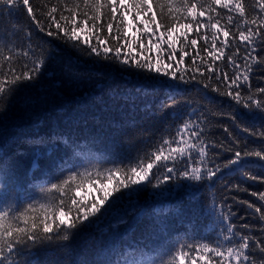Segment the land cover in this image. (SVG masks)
Listing matches in <instances>:
<instances>
[{
	"label": "trees",
	"instance_id": "obj_1",
	"mask_svg": "<svg viewBox=\"0 0 264 264\" xmlns=\"http://www.w3.org/2000/svg\"><path fill=\"white\" fill-rule=\"evenodd\" d=\"M129 2L130 0H124L125 6ZM30 3L34 9L39 8L37 21H43L44 32L39 30L36 22L28 17L24 9L9 13L7 6L0 5L2 12L0 29L11 37L15 45L14 51L20 53L14 65L16 71L19 73L25 70L22 65L30 64L34 58L31 54L29 57L23 56V52L29 47L45 61L35 80L27 82V87L21 85L11 97L9 104L0 103V163L10 165L19 178L14 194L18 203L25 206L29 202L44 203L46 198L42 189L50 188L52 183H59L65 179L69 175V170L84 172L87 169L92 174L91 179H84L78 192L74 188L69 195L77 201L95 198L100 195V185L106 183L97 173H103L105 169L117 164L121 167L135 164L138 157L155 151L162 140L176 137L177 128L185 120L200 123V127L204 129L206 144L223 147H216L208 153L210 157L208 167L215 168L217 165L221 167V171L211 180L182 181V185H176L171 191L154 190L149 185L132 196L131 200H125L119 205L99 227L81 228L71 234L68 241L58 239V234L54 233L51 241H44L36 246L30 245L25 255L16 258L19 264H77V262L99 264L105 260L114 264L115 261L123 259L118 253L127 249L129 244L135 246L137 241L143 242L149 236L151 237L149 243L157 241L164 245L174 244L176 249L185 244L198 247L200 243H208L215 246L214 241L218 237L230 235L225 231L229 224L237 236H251L264 245V240L261 239L264 237V232H261L264 221L259 219L260 214L255 213L254 208L248 207V204H254L256 207L264 204V201L258 199L259 194L264 192V183L241 176V171L249 172L250 175H264L262 162L251 157L247 166L239 171L231 165L225 167L234 155V151L228 149H236L234 141L237 139L241 141L242 146L246 144L249 151L261 150L260 138L249 134L260 129L261 124L259 121H252L242 106L237 105L227 95H223V88L221 92H214L211 89L205 90L203 84L199 83L202 78L196 71L197 67H204L202 59H207L211 63V58L202 51L205 47L204 42L199 41L196 48L185 47L189 55L179 67L187 69L189 74L195 73L197 80L188 84L181 83L176 89L178 93L176 99L180 101L176 108L161 111L156 104L146 108L147 101L138 98L134 88L140 85L151 88L155 83L153 79L155 73L145 76L135 68H129L114 59L105 60L95 55L89 56L86 48L78 51L70 43L48 36V19L41 13H47L59 3L57 20L61 11L67 17L70 15L68 8L74 6L73 0H30ZM76 3L80 7L77 8V15L74 18L79 27H84L87 18L80 14L85 10L83 0H76ZM242 3L248 20L260 16L258 6L252 7L258 5V0H242ZM120 11L124 12L125 24H121L119 29L116 20L110 21L102 16L100 21H96L97 24L103 25L99 31L100 39H107L111 46V36L106 27L107 23L111 22L114 35H121V30L127 34L121 36V43L133 41V47H137L138 53L140 52L138 46L142 44L144 51L141 58L151 56L155 63L159 57L162 65L166 66L168 53L162 54L152 45L167 40L169 34L167 27L162 26L157 30L153 24L155 32L153 35L146 33L144 24L140 22L155 13L158 22L162 25L166 23L161 19L155 4L147 16L141 13L139 18L135 11H130L127 7ZM120 11L116 13L117 17L120 16ZM163 11L168 13L170 10L165 8ZM217 11L224 17L222 25L227 23V15H233L236 20L234 12L219 7ZM91 15L92 12L89 11L88 16ZM172 22L179 27L180 23L190 21ZM239 22L236 20V23ZM61 23L70 26V21ZM87 27L91 28L92 23L89 22ZM141 29L144 33L139 31ZM13 30L14 36L11 35ZM51 30L55 31L54 25ZM239 30L246 31V28ZM232 31L238 35L235 24ZM93 32H96L95 28ZM161 33H164L163 37ZM205 33L211 38L207 29L202 30L201 34ZM27 34L31 35L30 40ZM81 35L83 36V33ZM189 37L198 39L194 34H189ZM173 40V47L177 49L174 61H178L181 55L179 48L182 45L175 37ZM237 46L240 47V53L234 58L243 66L245 49L242 45ZM165 47L166 44H161V48ZM256 48L254 55L258 59H264L261 46L257 44ZM209 50L212 49L209 47ZM197 51H200V56H197L196 63L192 64L191 57L195 56ZM224 51L225 58L216 64L231 75L233 69L228 66L226 57L235 52V47ZM5 55L11 53L5 49ZM3 67L7 73V63ZM175 67L176 64L173 63V68ZM252 73L250 80L252 88L264 87V79H261L264 77V64H254ZM10 78V74L0 77ZM203 79L207 82L206 78ZM162 95L161 92V95L155 98L157 103ZM193 110L196 114L189 117L188 113ZM233 115L237 117L235 123L231 118ZM225 127L231 135L224 131ZM244 128H248L249 132H245ZM66 140L69 141L67 145L64 143ZM167 154L166 148L165 155ZM35 155L41 157L39 161L41 168L33 172L31 160ZM193 159L198 160L199 157L193 154ZM175 167L178 171H183L187 165L178 162ZM176 179L178 177H174L173 184ZM80 180L78 176L74 183H80ZM253 192L257 195L253 196ZM192 193H195L194 199L189 196ZM51 194L56 196L59 202L61 194L55 191ZM245 201L247 203H242ZM68 204L70 205L71 201H68ZM229 210L234 214L233 218L220 224L218 215L226 214ZM64 212L68 214L67 207ZM261 212L264 213V208ZM48 215L52 217L51 210ZM58 216L57 212L53 218ZM231 246L234 245L225 244L224 248ZM139 247H142V244ZM109 250H112L111 255L108 254ZM130 251L132 250L129 249ZM183 251L187 252L188 249L185 248ZM190 255L192 259H196L195 252ZM164 259H167V256ZM185 259L187 260V257ZM251 259L253 264H264V256H261L258 250ZM197 264L202 262L197 260ZM215 264H219V258Z\"/></svg>",
	"mask_w": 264,
	"mask_h": 264
},
{
	"label": "snow or ice",
	"instance_id": "obj_2",
	"mask_svg": "<svg viewBox=\"0 0 264 264\" xmlns=\"http://www.w3.org/2000/svg\"><path fill=\"white\" fill-rule=\"evenodd\" d=\"M153 4L160 12L161 19L166 23L162 25L158 22L155 13L146 20H140V22L144 24L146 33L153 35H155L153 24L157 30L162 26L167 27L169 33L167 40H161L160 44L152 45V47L159 49L162 54L168 53L166 66L162 65L159 57L155 63H153L151 56L141 58L144 51L142 44L138 46L140 48L138 53L137 47H133V41L121 43V36L127 34L122 33L121 30V35H114L113 23L111 22L106 25L111 36V46L107 39H100L99 31L103 25L97 24L96 21H100L102 16L110 21L116 20L119 29L121 24H125L124 12L120 11L122 8L127 7L130 11H135L137 18H139L141 13L147 16L148 12L152 10ZM0 5L7 6L9 13L20 8L24 9L28 17L36 22L39 30L41 32L45 31L43 21H37L39 8L34 9L30 0H0ZM73 5V7L68 8L70 15L66 17L61 11L58 20L56 12L60 7L59 3L50 8L47 13H41L42 16H46L48 19L47 28L49 30L47 35L60 39L65 43H70L78 51L86 48L89 56L95 55L97 58L105 60L114 59L129 68H135L145 76L155 73L156 76L153 77L155 83L151 88L144 85L134 88L138 98L147 101L146 108H150L153 104H156L161 111L176 108L180 103L176 99L178 95L176 89L179 88L181 83L188 84L197 80L195 73L189 74L187 69L179 67L180 63L189 55L185 51V47L196 48L198 42L203 41L205 47L202 51L206 53L207 57L211 58V63L207 59H202L204 67H197L196 71L200 73L202 78L199 83L203 84L205 90L211 89L214 92H221L223 88V95H227L237 105L242 106L252 121H259L261 124L260 129L249 133L253 137L260 138L261 150L249 151L247 145L242 146L241 141L237 139L234 141L236 149H228V151H234V155L228 160L225 167L231 165L239 171L247 166L249 158L255 157L259 162H262L261 168H264V130H261L264 129V87L253 89L250 83L253 75L252 66L254 64H264V59H258L254 55L257 51V44L261 46V51H264V0H258V5H252L253 8L258 6L260 16H254L251 20L246 18V10L242 0H130L126 6L124 0H83L85 10H82L80 14L87 18L84 21V27H79L74 18L80 5L76 3V0H73ZM218 7L228 12H234L236 20L240 22L236 23L233 15H227V23L222 25L221 21L224 17L217 11ZM165 8L170 11L165 13L163 11ZM89 11L92 12L91 16H88ZM118 11H120L119 17L116 15ZM0 15H2V12H0ZM173 20H188L190 22L180 23L177 27L172 22ZM61 21H70V26L62 24ZM89 22L92 23L91 28L87 27ZM234 24L238 30V35L235 31H232ZM53 25L55 31L51 30ZM93 28L96 29V32H93ZM241 28H246V31L239 30ZM205 29L210 32L211 38L207 33L201 34L202 30ZM139 31L144 33L143 29ZM189 34H194L198 39L190 38ZM11 35H15V30ZM160 35L163 37L164 33ZM173 37H175V40L180 41L182 45L179 48L181 55L178 61H174L177 49L173 47ZM27 38L30 40L31 35L27 34ZM161 44H166L167 47L161 48ZM237 45H242L245 49L243 66L238 64L234 58L240 53V47ZM14 46L11 37L0 29V77L11 75L10 79H0V103L5 105L10 103L11 97L21 85L27 87V82L36 79L45 64L44 59L37 56L29 47L23 52V56L29 57L31 54V57L34 58L31 59L30 64H23L22 68L25 70L18 73L14 65L16 57L20 53L14 51ZM209 47L212 50H209ZM232 47H235V52L226 57L228 66L233 69L230 75L216 62L225 58L226 52L224 49H231ZM5 49L11 55L6 56ZM134 53L136 55H133ZM197 56H200V51H197L196 55L191 57L192 64L196 63ZM5 63L8 65L7 73L3 67ZM173 63L176 64L175 68H173ZM190 67L191 65H189ZM203 78H206L207 82ZM261 79H264V77H261ZM170 81L178 83H170ZM161 92L163 95L157 103L155 98L161 95ZM195 114V110L188 113L189 117ZM231 118L235 123L237 117L233 115ZM243 130L249 132L248 128ZM224 131L231 135L227 127L224 128ZM68 142L66 140L65 145ZM172 145H175V147H172ZM216 147L223 146L206 144L204 129L200 127V123L185 120L177 128L176 137L170 140H162L161 145L155 151L146 153L143 157H138L135 164L123 167L117 164L112 168L105 169L103 173H97L106 181V183L100 185L99 196L77 201L69 195L74 188L78 192L85 178H92V174L87 169L84 172L69 170V175L65 179L59 183H52L50 188L42 189L46 198L44 203L39 201L29 202L26 206L15 200L14 194L19 178L10 165L0 163V264H19L16 258L25 255L30 245L36 246L44 241H51L54 233L58 234V239L68 241L70 235L81 228L99 227L119 205L125 200H131L132 196L137 195L149 185L154 190L166 189L171 191L176 185H182V181L211 180L221 171V167L218 165L215 168L208 167L210 161L208 153ZM166 148L167 155H165ZM193 154L198 156L199 159L194 160ZM40 159L39 155L33 157L31 171L34 172L41 168ZM178 162L187 165L185 170L178 171L175 167ZM193 164L195 166H192ZM161 169H163V172H161ZM157 173L160 174L157 175ZM78 176L81 178L80 183H74ZM241 176L244 179L259 180L264 183V175H250L249 172L241 171ZM174 177H178L175 184L172 183ZM53 191L61 194L59 202H57L58 198L51 194ZM252 195L256 196L257 193L253 192ZM189 196L194 199L195 193L189 194ZM258 199L264 201V192L259 194ZM68 201H71L70 205ZM66 207L68 208V214L64 212ZM248 207L254 208L255 213L260 214L259 219L264 221V213L261 212L264 204H261L260 207L248 204ZM49 210L52 212V217L48 215ZM57 212L59 213L58 218H53L56 217ZM233 216L234 214L229 210L226 214H219L217 219L220 224H224ZM122 219L123 217H121ZM225 231L230 235L218 237L214 241L215 246L208 243H200L198 247L185 244L180 249H176L174 244L164 245L162 242L157 241L149 243L151 240L149 236L143 242L137 241L135 246L129 244L127 249L118 253L123 259L115 261L114 264H157V261H159V264H197V260L201 261L202 264H215L217 258H219V264H253L251 257L257 250L261 256H264V245L260 241L253 239L251 236H237L230 224L226 226ZM261 232H264V228L261 229ZM61 233L62 235H59ZM208 238L205 237V239ZM261 239L264 240V237ZM239 241L243 242L239 243ZM141 244L142 247H139ZM225 244L234 246L225 249ZM185 248L188 249L187 252L183 251ZM129 249L132 251L129 252ZM192 252L196 253V259L191 258L190 253ZM200 253H203V255H200ZM108 254L111 255L112 250H109ZM165 256H167V259H164ZM99 264H113V262L105 260L99 262Z\"/></svg>",
	"mask_w": 264,
	"mask_h": 264
},
{
	"label": "bare ground",
	"instance_id": "obj_3",
	"mask_svg": "<svg viewBox=\"0 0 264 264\" xmlns=\"http://www.w3.org/2000/svg\"><path fill=\"white\" fill-rule=\"evenodd\" d=\"M65 140V139H64ZM27 142V141H26ZM62 145H63V143H62ZM25 180V179H24Z\"/></svg>",
	"mask_w": 264,
	"mask_h": 264
}]
</instances>
